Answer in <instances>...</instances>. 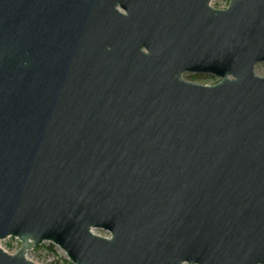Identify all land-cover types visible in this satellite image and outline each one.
Segmentation results:
<instances>
[{
  "label": "water",
  "instance_id": "1",
  "mask_svg": "<svg viewBox=\"0 0 264 264\" xmlns=\"http://www.w3.org/2000/svg\"><path fill=\"white\" fill-rule=\"evenodd\" d=\"M212 1L0 0V264H264V0Z\"/></svg>",
  "mask_w": 264,
  "mask_h": 264
},
{
  "label": "rangeland",
  "instance_id": "2",
  "mask_svg": "<svg viewBox=\"0 0 264 264\" xmlns=\"http://www.w3.org/2000/svg\"><path fill=\"white\" fill-rule=\"evenodd\" d=\"M229 2L230 0H214L211 3L218 7H227ZM255 72L264 74V63L257 64L255 66ZM183 77L186 80H194L190 75L187 74H184ZM204 81L216 83L218 82V79L212 81L209 78H206ZM94 232L109 235L107 232L102 230H94ZM0 244L3 249L11 251H15L21 246V243L15 238H6L5 240L0 241ZM26 254L29 260L37 264H72L68 261L66 255L62 250L48 242L43 243L36 249L28 251Z\"/></svg>",
  "mask_w": 264,
  "mask_h": 264
},
{
  "label": "flooded vegetation",
  "instance_id": "3",
  "mask_svg": "<svg viewBox=\"0 0 264 264\" xmlns=\"http://www.w3.org/2000/svg\"><path fill=\"white\" fill-rule=\"evenodd\" d=\"M187 75H190L192 77V79H194L193 81H196V79L199 81V82H191V83H195V84H200V85H207V86H211V85H214V84H205L203 81L206 79V78H209L210 80H216V78L212 77V76H209V75H203V74H188L186 73ZM184 75V74H183Z\"/></svg>",
  "mask_w": 264,
  "mask_h": 264
}]
</instances>
